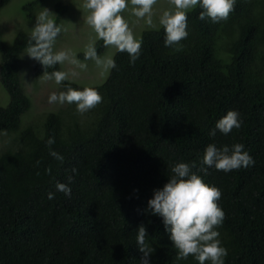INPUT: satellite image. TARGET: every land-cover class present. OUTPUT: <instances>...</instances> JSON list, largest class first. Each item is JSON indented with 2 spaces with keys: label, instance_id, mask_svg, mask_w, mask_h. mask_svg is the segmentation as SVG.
<instances>
[{
  "label": "trees",
  "instance_id": "trees-1",
  "mask_svg": "<svg viewBox=\"0 0 264 264\" xmlns=\"http://www.w3.org/2000/svg\"><path fill=\"white\" fill-rule=\"evenodd\" d=\"M9 1L0 0V8ZM54 9L60 25L66 7L57 2ZM200 11L187 12L188 36L178 47L164 46L161 25L141 33L135 63L116 50V67L102 83L61 82L65 91L97 89L102 101L95 108L79 113L68 104L25 127L31 100L20 81L21 55L31 34L0 41V85L8 94L0 134L12 133L14 142L0 150V264H140V224L154 249L151 264H198L192 255L178 259L162 218L144 211L177 162H195L193 171L221 191L225 216L217 230L225 264H264V0H236L228 18L215 23L199 19ZM94 45L101 56L103 41ZM84 53L76 57L89 60ZM54 70L59 63L44 68L33 61L36 77ZM231 109L241 126L210 136ZM210 143H242L254 163L201 172ZM58 182L70 187L69 195L56 189Z\"/></svg>",
  "mask_w": 264,
  "mask_h": 264
},
{
  "label": "clouds",
  "instance_id": "clouds-1",
  "mask_svg": "<svg viewBox=\"0 0 264 264\" xmlns=\"http://www.w3.org/2000/svg\"><path fill=\"white\" fill-rule=\"evenodd\" d=\"M133 7L132 14L138 19H144L149 25L153 23L152 8L156 0H84V7L90 12L86 22L95 31L97 37L105 46H114L118 52H127L129 63L133 64L138 59L141 49V40L136 38L128 21L123 17V10L128 4ZM174 10H164L159 17V24L164 29L163 44L165 47H178L180 41L188 36L187 12L199 6V19H210L212 22L226 20L229 13L234 10L236 0H171ZM47 8H43L37 17L31 33L27 55L37 60L44 68L51 67L64 61L77 63L68 52L64 50L53 51V44L61 33V26L50 17ZM85 59H92L97 66L105 70L116 67L113 58L102 59L97 54L96 47L89 44L84 53ZM80 68H86L83 63ZM45 79H52L56 84L67 79V73L54 70L45 75ZM102 101V96L97 89L85 87L83 89L68 88L59 94L52 92L48 96L49 103L75 104L79 113H85L95 108ZM240 113L231 109L226 115L215 122V127L209 130L210 136H215L219 131L227 135L233 128L241 126ZM48 145L54 143V138L49 137ZM58 160L63 156L54 150L49 153ZM203 166L200 171L207 173L209 167L222 170L225 173L241 167H248L254 163L252 156L245 150V145L235 143L231 146L210 143L204 149L201 161ZM195 162H177L171 166V175L162 187L153 190L152 196L147 200L144 209L146 213L162 218L165 230L170 234L169 239L175 246L178 259H187L189 255L198 264H225L227 249L219 239L218 226L223 223L225 213L218 201L221 191L214 185L207 184L203 177L193 171ZM56 189L70 194V187L57 183ZM138 191L137 189L133 190ZM53 192L48 193L52 199ZM146 227L137 226L136 244L142 254L140 264H151L150 254L154 249L146 242Z\"/></svg>",
  "mask_w": 264,
  "mask_h": 264
},
{
  "label": "rangeland",
  "instance_id": "rangeland-1",
  "mask_svg": "<svg viewBox=\"0 0 264 264\" xmlns=\"http://www.w3.org/2000/svg\"><path fill=\"white\" fill-rule=\"evenodd\" d=\"M32 0H10L8 4L0 8V41L4 44H10L14 36L18 33L30 35L36 23L37 15L47 8L51 18L56 17L54 9L55 3L59 2L66 7V13L61 17V33L57 36L53 51L64 50L69 53L72 59L77 63L64 61L59 63L60 71L67 73V81L75 82L81 86H95L102 83L109 70L97 66L92 59L79 60L76 55L84 53L89 44H95L98 37L95 31L86 22V17L90 10L84 7V0H41L38 6L27 12L23 10V5ZM132 5L123 10L122 15L128 21L130 28L136 38L140 39L141 33L146 30L158 29L159 17L164 10H174L171 0H156L152 8L151 25L147 24L144 19H138L132 14ZM116 51L114 46H105V50L100 56L102 59L112 58ZM33 61L24 51L21 55V72L20 81L23 90L30 97L31 106L29 110L22 115L21 127L27 123H38L42 115L48 111L65 109L68 103H49L48 96L52 92L59 94L65 91L60 84H56L52 79H45V75L34 76ZM83 63L86 68H80L79 64ZM8 102V94L0 85V106H5ZM12 133L0 134V150L5 147L14 146Z\"/></svg>",
  "mask_w": 264,
  "mask_h": 264
}]
</instances>
